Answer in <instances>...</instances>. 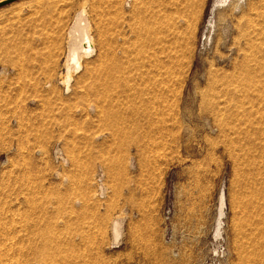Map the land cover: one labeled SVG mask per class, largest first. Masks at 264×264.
Here are the masks:
<instances>
[{"label":"rangeland","instance_id":"rangeland-1","mask_svg":"<svg viewBox=\"0 0 264 264\" xmlns=\"http://www.w3.org/2000/svg\"><path fill=\"white\" fill-rule=\"evenodd\" d=\"M0 264H264V0L0 6Z\"/></svg>","mask_w":264,"mask_h":264},{"label":"bare ground","instance_id":"bare-ground-1","mask_svg":"<svg viewBox=\"0 0 264 264\" xmlns=\"http://www.w3.org/2000/svg\"><path fill=\"white\" fill-rule=\"evenodd\" d=\"M94 53H95V49L93 47L91 35L89 32V21L84 9H80L76 11L75 14L73 15L67 29V39H66V46L64 53V63H63L64 74H63L62 82L65 85H67L71 80V74L73 72H78L82 68V64H81L82 59L90 57ZM56 152H58V150H56ZM129 164L130 166H132V161ZM98 188L100 194L104 193V186L101 183L99 184ZM218 203H219L218 215L221 216L223 214V204H224L222 193L218 197ZM219 223L220 220L218 221L217 224L218 225L216 229L217 235L220 230ZM122 226H123L122 216H115L111 219L109 224V235H110V242L112 245L119 244L122 235Z\"/></svg>","mask_w":264,"mask_h":264},{"label":"water","instance_id":"water-1","mask_svg":"<svg viewBox=\"0 0 264 264\" xmlns=\"http://www.w3.org/2000/svg\"><path fill=\"white\" fill-rule=\"evenodd\" d=\"M12 1H15V0H1L0 1V6H3L5 4H8V3L12 2Z\"/></svg>","mask_w":264,"mask_h":264}]
</instances>
